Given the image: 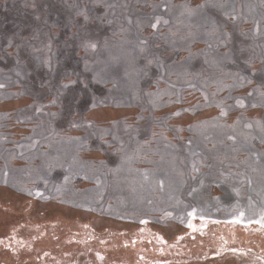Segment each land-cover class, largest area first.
Wrapping results in <instances>:
<instances>
[{
	"label": "rangeland",
	"instance_id": "374dc122",
	"mask_svg": "<svg viewBox=\"0 0 264 264\" xmlns=\"http://www.w3.org/2000/svg\"><path fill=\"white\" fill-rule=\"evenodd\" d=\"M0 264H264V0H0Z\"/></svg>",
	"mask_w": 264,
	"mask_h": 264
},
{
	"label": "flooded vegetation",
	"instance_id": "af4514ba",
	"mask_svg": "<svg viewBox=\"0 0 264 264\" xmlns=\"http://www.w3.org/2000/svg\"><path fill=\"white\" fill-rule=\"evenodd\" d=\"M197 180H194L192 183H193V187H195V184H196ZM188 199H190L191 197L187 196ZM241 214V213H240Z\"/></svg>",
	"mask_w": 264,
	"mask_h": 264
},
{
	"label": "trees",
	"instance_id": "16d2710c",
	"mask_svg": "<svg viewBox=\"0 0 264 264\" xmlns=\"http://www.w3.org/2000/svg\"><path fill=\"white\" fill-rule=\"evenodd\" d=\"M8 38V37H7Z\"/></svg>",
	"mask_w": 264,
	"mask_h": 264
}]
</instances>
